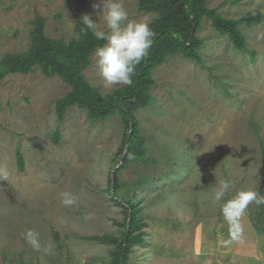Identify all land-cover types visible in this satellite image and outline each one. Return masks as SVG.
<instances>
[{
  "label": "rangeland",
  "instance_id": "rangeland-1",
  "mask_svg": "<svg viewBox=\"0 0 264 264\" xmlns=\"http://www.w3.org/2000/svg\"><path fill=\"white\" fill-rule=\"evenodd\" d=\"M121 2L129 20L151 22L135 0ZM94 4L99 0H0V59L28 49L36 15L56 41L74 37L85 14L103 29ZM206 6L227 19L259 12L260 21L240 26L247 49L239 51L204 19L197 32L201 64L177 55L153 72L152 101L135 114L146 153L118 174L120 196L136 194L145 224L144 242L131 249L128 264H214L205 252L231 247L221 206L264 180V0H206ZM83 75L101 96L124 87L104 84L94 54ZM69 90L39 68L0 82V169L7 170L0 177V264H106L111 247L84 238L122 230L112 185L108 191L121 165L122 117L115 112L93 122L77 106L59 116L57 101ZM224 180L231 187L215 202ZM64 192L77 202L63 205ZM256 211L250 204L241 218L246 239L259 233ZM28 229L39 233V251L24 238Z\"/></svg>",
  "mask_w": 264,
  "mask_h": 264
},
{
  "label": "trees",
  "instance_id": "trees-1",
  "mask_svg": "<svg viewBox=\"0 0 264 264\" xmlns=\"http://www.w3.org/2000/svg\"><path fill=\"white\" fill-rule=\"evenodd\" d=\"M139 13L153 16L149 23L155 33L147 57L136 66L132 85H124L107 96H101L85 79L83 71L89 65L90 57L96 47L105 43L98 41L80 18L75 25V36L67 42L52 40L45 34V20L36 15L31 21L30 44L20 54H6L0 59V82L10 74H28L39 68L45 77H59L69 88V92L57 101L56 110L61 116L65 108L77 106L84 110L90 121L106 120L118 112L123 121L124 134L118 149L121 165L108 179V191L113 186L112 202L121 209L123 220L119 236L110 234L85 237V240L110 246L106 264H128V257L135 245L144 242V227L139 201L134 202L136 194L120 196L119 172L131 162L141 160L145 153L144 138L140 134L139 122L135 116L140 109L152 101L154 87L153 72L168 58L181 55L184 59L201 64L199 50L202 41L197 32L204 19L212 24L214 30L226 36L233 47L239 51L247 49L246 39L240 26H251L260 21L259 12L248 13L240 19H227L216 9H209L206 0H135ZM253 56V53H252ZM262 174L264 177V147L261 143ZM17 169L24 171V159L19 150L15 154ZM113 170V169H112ZM264 194V180L258 190ZM256 205V204H255ZM256 217L252 220L258 234L264 233V204L256 205ZM58 243L57 232H53Z\"/></svg>",
  "mask_w": 264,
  "mask_h": 264
},
{
  "label": "clouds",
  "instance_id": "clouds-1",
  "mask_svg": "<svg viewBox=\"0 0 264 264\" xmlns=\"http://www.w3.org/2000/svg\"><path fill=\"white\" fill-rule=\"evenodd\" d=\"M93 8L99 9L104 28L101 29L87 14L81 21L88 30H91L96 40L105 42L94 50L100 77L106 86H131L136 66L147 57L155 33L148 22L129 20L128 12L121 0H99V4H94ZM0 177H7L6 169H0ZM230 187V181H221L214 191V201H221ZM61 196V203L65 206L77 202L72 193L64 192ZM253 203L257 206L264 204V194L259 191L241 190L223 203L221 213L228 225L230 235V240L226 243L240 239L243 231L241 218L245 215L248 206ZM24 238L33 249L37 251L41 249L39 233L35 230L28 229L24 233Z\"/></svg>",
  "mask_w": 264,
  "mask_h": 264
},
{
  "label": "crops",
  "instance_id": "crops-1",
  "mask_svg": "<svg viewBox=\"0 0 264 264\" xmlns=\"http://www.w3.org/2000/svg\"><path fill=\"white\" fill-rule=\"evenodd\" d=\"M243 228L248 229L246 226H242ZM252 234L254 236L252 239L241 236L230 243L231 247L223 251L213 253L206 251L207 260L214 264H264V233Z\"/></svg>",
  "mask_w": 264,
  "mask_h": 264
}]
</instances>
